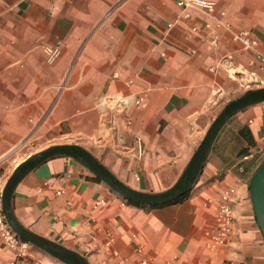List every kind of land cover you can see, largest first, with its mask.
I'll use <instances>...</instances> for the list:
<instances>
[{
  "label": "crops",
  "instance_id": "obj_1",
  "mask_svg": "<svg viewBox=\"0 0 264 264\" xmlns=\"http://www.w3.org/2000/svg\"><path fill=\"white\" fill-rule=\"evenodd\" d=\"M210 1L212 16L175 0H0V190L30 157L57 145L85 148L135 190L174 187L249 75L264 84V0ZM219 20L214 45L205 26ZM242 33L257 41L254 50ZM109 96H145L146 104L122 113ZM263 163L264 102L224 126L183 202L130 204L82 163L56 156L19 184L13 208L26 228L91 264L117 263L111 236L128 264H264L250 191ZM231 188L234 234L213 247L220 199ZM31 254L65 264L34 246ZM14 258L0 244V264Z\"/></svg>",
  "mask_w": 264,
  "mask_h": 264
},
{
  "label": "water",
  "instance_id": "obj_2",
  "mask_svg": "<svg viewBox=\"0 0 264 264\" xmlns=\"http://www.w3.org/2000/svg\"><path fill=\"white\" fill-rule=\"evenodd\" d=\"M264 102V88L252 90L230 102L210 128L207 136L193 157L181 179L171 189L161 193H145L131 188L117 178L94 155L79 145H57L30 157L20 165L8 181L3 204L8 223L23 240L65 264H91L82 254L73 251L26 228L17 218L13 198L19 184L35 169L56 156H68L82 163L97 178L106 183L125 200L140 206H161L174 203L190 194L201 177L213 145L224 126L238 113ZM251 199L259 226L264 234V163L251 183Z\"/></svg>",
  "mask_w": 264,
  "mask_h": 264
},
{
  "label": "built area",
  "instance_id": "obj_3",
  "mask_svg": "<svg viewBox=\"0 0 264 264\" xmlns=\"http://www.w3.org/2000/svg\"><path fill=\"white\" fill-rule=\"evenodd\" d=\"M176 3L185 11L190 9H199L208 13L210 16L214 15L217 11V3L210 0H175ZM226 16V13H222ZM225 24L222 20H219L214 26L212 23L206 24L205 28L212 33V42L214 45L219 44L221 35L217 33V29L222 28ZM228 27V26H227ZM229 28V27H228ZM194 31L198 32L199 28H195ZM240 39L244 44L246 50H254L257 47V41L250 38L248 33H242ZM258 59L261 60L264 67V55L258 53ZM145 96L138 98L128 97L123 98L119 96H109L105 99L108 104L113 105V109L119 112L126 113L129 109L135 106H144L146 104ZM4 164V159H0V172ZM5 187L0 190V244L14 253L15 258L10 264H24L31 260V264H41L39 261L32 258L31 248L32 244L19 237L8 223L7 217L4 211L3 194ZM61 194V193H60ZM237 197V189H228L220 199L219 211H218V227L215 230L212 237L213 247H224L229 244L234 234V221H235V208L234 202ZM106 201H99L96 206H106ZM115 239L110 237L106 243L109 249L110 257L117 259L116 264H128L127 260L121 258L120 252L114 248ZM98 264H112L110 261H102ZM136 264H152L149 259H142Z\"/></svg>",
  "mask_w": 264,
  "mask_h": 264
},
{
  "label": "rangeland",
  "instance_id": "obj_4",
  "mask_svg": "<svg viewBox=\"0 0 264 264\" xmlns=\"http://www.w3.org/2000/svg\"><path fill=\"white\" fill-rule=\"evenodd\" d=\"M247 84L245 88H243L242 91H240L236 97H240V96H243L245 95L246 93L252 91V90H257V89H261V88H264V84L261 83V81L256 77H251V75H249L248 77V81H247Z\"/></svg>",
  "mask_w": 264,
  "mask_h": 264
},
{
  "label": "trees",
  "instance_id": "obj_5",
  "mask_svg": "<svg viewBox=\"0 0 264 264\" xmlns=\"http://www.w3.org/2000/svg\"><path fill=\"white\" fill-rule=\"evenodd\" d=\"M189 195H190V194H188V195L182 197L181 199H179L178 201H176V203H178V202H183L185 199L188 198ZM126 202H128V203H130V204H134V203H132V202H130V201H126ZM171 204H172V203H171Z\"/></svg>",
  "mask_w": 264,
  "mask_h": 264
},
{
  "label": "bare ground",
  "instance_id": "obj_6",
  "mask_svg": "<svg viewBox=\"0 0 264 264\" xmlns=\"http://www.w3.org/2000/svg\"><path fill=\"white\" fill-rule=\"evenodd\" d=\"M237 72V71H236ZM234 74V73H233Z\"/></svg>",
  "mask_w": 264,
  "mask_h": 264
}]
</instances>
